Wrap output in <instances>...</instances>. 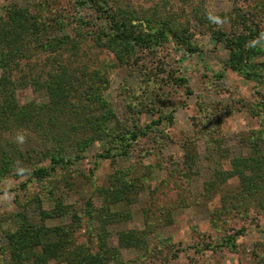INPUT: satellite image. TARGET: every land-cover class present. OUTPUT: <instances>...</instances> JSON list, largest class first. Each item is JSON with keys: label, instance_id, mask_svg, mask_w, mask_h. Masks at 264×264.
Masks as SVG:
<instances>
[{"label": "rangeland", "instance_id": "374dc122", "mask_svg": "<svg viewBox=\"0 0 264 264\" xmlns=\"http://www.w3.org/2000/svg\"><path fill=\"white\" fill-rule=\"evenodd\" d=\"M79 1L0 0V16L14 7L26 9L39 24L49 25L51 39L75 43L78 57L70 59L71 68L79 67L80 72L93 76L91 81L87 77V84L94 81L102 92L117 119L112 122L131 131L135 125L143 127L145 133L119 148L126 156L101 158L107 144L96 142L80 152L72 165L57 169L48 178H33L30 165L25 172L3 176L0 220L16 213L39 220V211H51L59 202L64 212L78 216L80 227L73 239L91 252L98 239L88 210H99L103 201L99 191L109 188L110 180L122 179L133 186L131 203L120 209L126 222L109 226L104 234L115 245L116 231L143 230L149 222L147 246L158 252L149 262L140 256L141 251L122 250L132 264H264V213L225 221L216 214L218 197L210 200L206 196L214 171L228 170L229 161L243 152L245 136L264 128V0H98L96 7L132 15L143 31L148 29L146 21L156 28L160 19L186 27L191 42L199 47L193 54L175 46L170 37L150 49L135 46L130 52L116 54L106 42L111 24L100 18L94 5ZM217 31L228 39L260 33L248 44L262 50L252 59L259 66L256 76L248 78L226 66L228 51L211 38ZM45 62L46 53L37 51L27 64L14 70L11 80L18 83L23 75L20 68L26 78L27 66L39 68ZM15 96L19 105L47 101L45 93L30 86L18 88ZM18 136L24 137L22 144ZM7 140L25 149L28 140L35 144L38 138L17 132L6 136ZM192 146L196 161L188 164L183 157ZM68 151L78 153L70 146ZM236 184L235 179L228 181L230 187ZM7 223L0 224V229H8ZM70 223L69 214L45 222L47 227ZM240 229L244 232L232 250L216 248L197 254L194 249L201 242L219 243L222 236ZM260 251L261 258L253 256ZM0 264H5L1 252Z\"/></svg>", "mask_w": 264, "mask_h": 264}, {"label": "trees", "instance_id": "16d2710c", "mask_svg": "<svg viewBox=\"0 0 264 264\" xmlns=\"http://www.w3.org/2000/svg\"><path fill=\"white\" fill-rule=\"evenodd\" d=\"M79 2L94 7L99 4L98 0ZM94 10L100 18L111 24L112 27L106 34V42L107 47L116 51V54L130 52V48L135 46L150 49L161 43L162 39L168 40V37L175 46L186 53L199 52V47L191 42L189 30L171 20L156 21V28L149 26V21H146L148 29L143 31L140 29L142 25L134 23L137 19H132V15L124 10L119 9L114 13L111 12L112 9H105L101 5ZM37 21L26 9L18 7L8 9L4 17L0 16V178L19 174L20 171L25 172L29 165L33 178H48L57 169L72 165L80 158V152L96 142L104 141V144L108 145L100 154L101 158L108 159L116 154L124 156L125 153L119 148L145 133L143 127L135 125V130L131 131L112 122L117 119L107 100L102 97V92L95 86L94 81L87 84V77L91 81L93 76L87 75L84 70L80 72L79 67L71 68L73 61L70 59L78 57L75 43H70L64 38L51 39L48 36L49 25H42ZM153 30L154 33L151 32ZM258 34H245L228 39L224 32L217 31L211 38L215 43L224 44L228 51L226 66L229 69L253 78L256 71H259V66L253 63L252 59L262 53V50L248 44L260 36V33ZM33 44L35 47L32 48ZM119 46L118 50L122 52L117 51ZM39 50L46 53L45 64L39 68L27 66L30 72L26 78L23 67L20 68L23 75L18 79V83L12 81L14 70L23 62L27 64ZM180 82L184 83L185 79L181 78ZM176 83L178 84L177 80ZM27 86L45 93L47 101L41 104L29 102L19 105L15 96L16 90ZM17 132L30 134L38 138V141L34 144L28 140L27 147L20 149L10 140L6 141V136H14ZM124 134L129 136L124 137ZM243 142V152L229 161L228 170L222 169V163H219L218 167L221 169L214 171L207 187L206 196L210 200L218 197V205L214 206L217 207L216 214H219L217 217L221 216L225 221L231 218L234 222L249 216L252 219V216L258 215L259 212L264 213V128L252 131L245 136ZM69 146L78 153H69ZM189 147L186 146V149ZM192 147L193 149H188L183 157L188 164H194L196 161L197 151ZM38 156L41 158L36 161ZM45 162L47 165H37ZM234 179L237 184L230 187L228 181ZM132 187L122 179L110 180L109 188L99 191L100 199L103 200L101 207L99 210H88L87 213L89 220L95 222L97 227L98 244L91 252H88L86 245L73 239V232L80 227L78 216L69 210L64 212L65 209L59 202L54 204L51 211H39V220H31L26 213L2 217L0 224L9 221L8 229H0L4 239V245L0 247L4 263L50 264L51 261H56L62 264H132V260L123 257L122 250L141 251L140 256L147 258L149 262L152 258H157L158 252H153L147 246L149 244L146 236L151 228L149 222L143 230L116 231L115 245H112L104 234L109 226L115 228L117 224L126 222L127 217L120 209L131 203ZM67 214L71 218L70 224L46 226L47 220L61 218ZM243 232L244 230L240 229L231 236L224 235L219 239V243L201 242L194 249L197 254L214 252L216 248L232 250L239 234L242 235ZM261 254L262 251L253 256L259 257Z\"/></svg>", "mask_w": 264, "mask_h": 264}, {"label": "clouds", "instance_id": "9594fccd", "mask_svg": "<svg viewBox=\"0 0 264 264\" xmlns=\"http://www.w3.org/2000/svg\"><path fill=\"white\" fill-rule=\"evenodd\" d=\"M17 140H18L19 143L22 144L24 142V137L23 136H18Z\"/></svg>", "mask_w": 264, "mask_h": 264}]
</instances>
